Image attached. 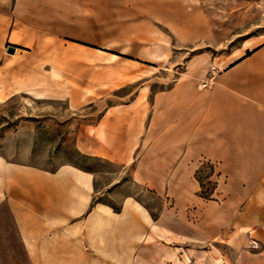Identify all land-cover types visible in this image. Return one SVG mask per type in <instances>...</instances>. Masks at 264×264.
I'll use <instances>...</instances> for the list:
<instances>
[{"label": "crops", "instance_id": "1", "mask_svg": "<svg viewBox=\"0 0 264 264\" xmlns=\"http://www.w3.org/2000/svg\"><path fill=\"white\" fill-rule=\"evenodd\" d=\"M178 2L0 0V32L17 30L26 42L42 34L111 33L123 27V18L145 14L169 24L160 15ZM102 37L94 41L108 42ZM254 44L245 38L238 53L219 57L223 65L213 59L208 71L153 95L137 169L157 188L165 173L182 178L172 186L182 191L175 215H152L130 194L119 212L111 210L99 196L96 171L70 161L54 169L6 162L3 257L17 252V264H123L122 252L136 253L139 236L156 224L185 236L196 257L208 243L212 257L219 251L225 264H264V38ZM205 162L213 164L217 179L213 197L198 191L194 174Z\"/></svg>", "mask_w": 264, "mask_h": 264}, {"label": "rangeland", "instance_id": "2", "mask_svg": "<svg viewBox=\"0 0 264 264\" xmlns=\"http://www.w3.org/2000/svg\"><path fill=\"white\" fill-rule=\"evenodd\" d=\"M184 1L160 15L169 24L145 14L123 18V27L111 33L42 34L26 42L17 30L0 32V196L6 162L54 169L70 161L96 171L99 196L111 210L119 212L130 194L152 215H175L182 191L172 186L182 178L165 173L157 188L137 169L153 95L208 71L213 59L238 53L245 38L250 45L264 38V0ZM102 36L108 42L94 41ZM9 44L17 46L14 52ZM194 174L198 191L213 197V164L203 163ZM11 239L16 245V236ZM184 239L154 224L139 236L136 253L122 252V263L225 264L219 251L212 257L208 243L196 257ZM0 264H17V252L0 253Z\"/></svg>", "mask_w": 264, "mask_h": 264}, {"label": "water", "instance_id": "3", "mask_svg": "<svg viewBox=\"0 0 264 264\" xmlns=\"http://www.w3.org/2000/svg\"><path fill=\"white\" fill-rule=\"evenodd\" d=\"M16 45H14V44H9L8 45V51H11V52H14L15 50H16Z\"/></svg>", "mask_w": 264, "mask_h": 264}, {"label": "built area", "instance_id": "4", "mask_svg": "<svg viewBox=\"0 0 264 264\" xmlns=\"http://www.w3.org/2000/svg\"><path fill=\"white\" fill-rule=\"evenodd\" d=\"M205 83H207V82H205ZM193 264H197V263H193Z\"/></svg>", "mask_w": 264, "mask_h": 264}, {"label": "bare ground", "instance_id": "5", "mask_svg": "<svg viewBox=\"0 0 264 264\" xmlns=\"http://www.w3.org/2000/svg\"><path fill=\"white\" fill-rule=\"evenodd\" d=\"M140 205V204H139Z\"/></svg>", "mask_w": 264, "mask_h": 264}]
</instances>
